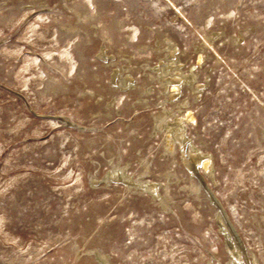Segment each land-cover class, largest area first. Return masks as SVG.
I'll list each match as a JSON object with an SVG mask.
<instances>
[{
  "label": "rangeland",
  "instance_id": "rangeland-1",
  "mask_svg": "<svg viewBox=\"0 0 264 264\" xmlns=\"http://www.w3.org/2000/svg\"><path fill=\"white\" fill-rule=\"evenodd\" d=\"M239 263L264 264V0H0V264Z\"/></svg>",
  "mask_w": 264,
  "mask_h": 264
},
{
  "label": "bare ground",
  "instance_id": "bare-ground-1",
  "mask_svg": "<svg viewBox=\"0 0 264 264\" xmlns=\"http://www.w3.org/2000/svg\"><path fill=\"white\" fill-rule=\"evenodd\" d=\"M198 160V158L196 157H194L193 159H191V161L193 162V163H196V161ZM219 221H221V220H219ZM223 223H221V225H222ZM224 230H226V229H224ZM227 231V230H226ZM225 232V231H224ZM226 233V232H225ZM228 235V234H227ZM231 249V248H230ZM239 250V249H238ZM232 252V254L234 255V252H236V251H234L233 252V250L231 251ZM240 256L241 255H239V253L238 252H236V254L234 255V259L233 260H235V261H237V262H239L240 261ZM242 260V259H241ZM240 264V263H239ZM241 264H243V263H241Z\"/></svg>",
  "mask_w": 264,
  "mask_h": 264
}]
</instances>
